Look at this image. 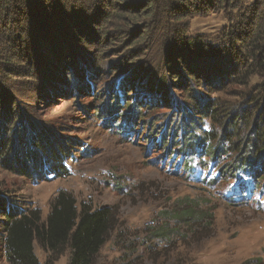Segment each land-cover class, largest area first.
Segmentation results:
<instances>
[{
  "label": "rangeland",
  "instance_id": "374dc122",
  "mask_svg": "<svg viewBox=\"0 0 264 264\" xmlns=\"http://www.w3.org/2000/svg\"><path fill=\"white\" fill-rule=\"evenodd\" d=\"M255 1L236 0L234 9L230 5L218 9L214 4L209 10L188 14L183 21L166 19L162 26L161 20L151 22L146 34L143 28L135 29L134 34L131 25L115 26L91 13L96 41L75 36L70 30L61 38L62 32L55 30L52 39L38 42L35 26H25L27 21L4 23L1 29L11 34V45L0 41V92L11 105L17 103L19 118L45 124L76 143L68 159V176H24L0 167V194L16 201L19 209L38 206L44 216L60 189L74 193L79 204L116 206L119 225L95 264H244L256 257L264 261V180L250 191L251 185L224 174V169L229 172L226 163L236 153L221 154L222 142L217 140L206 144L220 147L216 158L201 150L191 152V172L183 171V162L177 165L180 154L175 152L181 146L173 145L169 151L168 146H156L163 134L170 137L172 131H178L187 117L183 109L192 110L193 100L204 105L216 99L220 105L228 102L230 109L247 105L233 94L238 85L222 86L216 80L200 78L207 66L226 62L223 55L209 56L213 62L195 58L191 69L196 75L182 77L186 63L179 57L185 51L174 44L177 37L170 31L178 28L189 37L203 36L219 49L233 40L234 29L243 30L245 23L256 21L251 11ZM159 13L164 12L160 9ZM72 53H76L75 59L69 58ZM175 58L178 65L172 62L169 66L167 60ZM236 68H241L238 62ZM177 81L183 85L178 86ZM159 83L169 89L167 104L159 101ZM116 93L123 104L114 118L109 106L116 104ZM134 99L139 108L144 104L143 114L126 121L125 102ZM14 109H9V119ZM218 123L209 119L205 128L220 136ZM8 136L13 137L12 133ZM183 198L196 200L204 212L213 209L210 225L196 234L194 242L189 239L194 229L175 221L172 214L181 208ZM166 223L179 229L170 236L173 244L157 233L152 236L148 228ZM36 253L43 264L51 262L37 243ZM70 258L67 250L55 264H70ZM0 264H11L2 247Z\"/></svg>",
  "mask_w": 264,
  "mask_h": 264
},
{
  "label": "trees",
  "instance_id": "16d2710c",
  "mask_svg": "<svg viewBox=\"0 0 264 264\" xmlns=\"http://www.w3.org/2000/svg\"><path fill=\"white\" fill-rule=\"evenodd\" d=\"M235 1L0 0V41L7 46L11 45L9 44L11 34L1 27L4 23L13 20H15L13 22L27 21L25 25L27 27L34 25L39 37L36 38L38 42L52 39L50 34L55 30L62 32H60L61 38L67 36L70 30L75 36L80 34L96 41L98 37L92 28L91 13L97 14L98 18L115 26L126 24L130 27L131 25L134 27L132 28L134 34L135 29L143 28V33L146 34L148 28L150 30L153 25L151 22L161 20L159 25L162 26L166 23V19L183 21L182 19L188 14L209 10L214 4L219 5L218 9L227 8L228 5L234 9L237 8ZM160 9L166 15L159 13ZM251 11L256 21L253 20L252 24L248 25L245 23L243 30L234 29L231 33L233 40L223 44L219 49L210 46L203 36L189 37L181 33V29L178 28L170 31L177 37L174 44L181 45L185 51V55L179 57L187 65L183 67L187 73L183 72L182 77L186 74H188L187 78L196 75L191 69L194 63L191 62L195 58L197 61L213 62L209 56L223 55L226 62H214L213 65L206 67L208 70L203 73V77H199L204 81L216 80L222 86L238 85L239 90L234 91L233 94L241 97L247 105L242 103L230 109L228 102L220 105V101L216 99H210L204 105H198L197 101L193 100L192 110L188 107L183 109L182 114L187 113V117L180 123L178 131L176 133L172 131L170 137L163 134L160 141L156 142L157 147L168 146L165 148L167 151L173 145L181 146L175 152L180 154L177 165L183 162L182 169L187 172L192 171L191 152L193 151L201 150L209 158H216L221 150L223 151L221 154L236 153L226 163L229 172L226 169L220 171L231 177L240 178L241 183L245 182V186L251 185L247 188L250 191L252 187H260L261 179L264 180V3L256 0ZM33 20L36 21L35 24ZM75 54L72 53V57L69 58H74ZM176 58L167 60V64L172 66L173 62L178 65L179 61ZM237 62L241 65L240 69L236 68ZM177 84L183 85L182 81H177ZM156 88H158L157 92H162L159 101L167 104L169 93L166 91L169 89L166 84L159 83ZM115 103L109 106V113L114 118L118 114L119 105L123 104L121 98L119 101L117 93ZM125 103L126 121L133 120L137 113L143 114L144 104L139 108V103L135 99L132 103L130 101ZM13 107H15L13 117L9 119L8 112ZM18 113L17 103L11 105L0 92V167L24 176H33V174H42L45 178L68 176L70 174L68 159L72 155L73 144L76 141L65 140L60 133L45 124L19 118ZM209 119L219 122V126L221 124L222 135L219 136L205 128ZM120 120L123 123V118ZM127 131L129 130L124 128V132ZM11 133L13 137L9 138L8 135ZM215 140L222 142L221 150L216 145H206L207 142L210 144ZM180 206L181 208L172 213L173 217L175 221L184 222L189 228L194 229L191 230L194 235L189 237L193 240L191 242H194L196 234L205 231L207 225H210L208 221L214 218L213 209H206L205 211L208 212H204L196 200L187 198L181 200ZM119 220V210L116 206L94 207L86 201L79 204L74 193L66 189L58 190L46 216L38 206L19 209L16 201L0 194V247L11 264H43L36 253V243L47 254L51 261L49 264H55L67 250L71 251L70 264H95L103 246L119 225ZM148 228L152 236L157 233L160 238H166L172 244L170 236L174 232H179L175 227L170 228L168 223L157 229L150 226ZM131 251H134V248ZM169 251L170 249L164 250L163 254ZM126 256L127 253L123 255L124 258ZM244 264H264V261L256 257Z\"/></svg>",
  "mask_w": 264,
  "mask_h": 264
}]
</instances>
